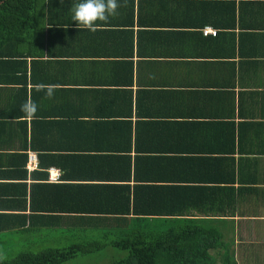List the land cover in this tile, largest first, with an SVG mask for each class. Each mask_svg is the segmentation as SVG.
<instances>
[{
    "label": "crops",
    "instance_id": "obj_1",
    "mask_svg": "<svg viewBox=\"0 0 264 264\" xmlns=\"http://www.w3.org/2000/svg\"><path fill=\"white\" fill-rule=\"evenodd\" d=\"M73 2L38 0L36 32L22 43L23 90L13 66L0 67V172L26 154L28 191L55 170L51 183H71L54 165L46 180L30 173L99 145L129 157L136 182L162 175L168 186L196 187L182 192L197 193L188 216L224 234L236 264H264V0H127L96 32L72 21ZM48 86L52 99L37 91ZM29 99L34 117L20 114ZM100 123L107 135L88 132Z\"/></svg>",
    "mask_w": 264,
    "mask_h": 264
},
{
    "label": "trees",
    "instance_id": "obj_2",
    "mask_svg": "<svg viewBox=\"0 0 264 264\" xmlns=\"http://www.w3.org/2000/svg\"><path fill=\"white\" fill-rule=\"evenodd\" d=\"M37 3L0 0V67L10 64L13 73L20 74L15 77L20 90L26 77L22 43L27 34L36 32ZM88 130L107 135L101 123ZM95 139L91 142L98 144L100 137ZM94 148L98 149H80L41 162V169L30 177L40 174L46 180L45 168L54 165L62 172L61 181L71 183L31 184L29 191L24 182L27 155H18L13 162L17 169L10 173H22L23 178L16 184L0 182V195L19 197L0 200V207L14 211L0 212V264H65L78 257L99 264L105 250L106 264H236L224 234L210 221L188 216L197 193L181 199L182 192L191 188L195 192L196 187L168 186L162 175H145L141 179L147 180L136 182L140 177L135 170L130 172L129 157H113L100 151L99 145ZM86 163L97 167L91 169ZM10 173L0 172V176ZM17 242L32 250L11 256ZM108 248L112 253H107Z\"/></svg>",
    "mask_w": 264,
    "mask_h": 264
},
{
    "label": "clouds",
    "instance_id": "obj_3",
    "mask_svg": "<svg viewBox=\"0 0 264 264\" xmlns=\"http://www.w3.org/2000/svg\"><path fill=\"white\" fill-rule=\"evenodd\" d=\"M126 2L127 0H123V3L121 0H75L71 7L72 21L76 22L79 29L96 32L102 23L109 22L110 18H116L119 9L126 6ZM37 91L45 92L46 97L52 99L55 89L52 86L38 87ZM37 110V104L31 99L20 106V111L27 117H34Z\"/></svg>",
    "mask_w": 264,
    "mask_h": 264
},
{
    "label": "rangeland",
    "instance_id": "obj_4",
    "mask_svg": "<svg viewBox=\"0 0 264 264\" xmlns=\"http://www.w3.org/2000/svg\"><path fill=\"white\" fill-rule=\"evenodd\" d=\"M38 23H39V19H38ZM50 243H54V240L53 239H50ZM18 246H16L12 251H11V256H15L17 253H19L20 251H29L28 249L30 248L29 246H24V248L22 247V244H19V242H17ZM32 250V247L30 248ZM34 251H36V249H34ZM112 251L110 250V248L107 249V253H109ZM104 255V256H102ZM100 255V257H104L103 259L105 260H100V263L99 264H106L107 260H106V250L105 252ZM10 257V256H9ZM91 261H89L87 258H83V257H78V258H75L73 261L71 262H68V263H65V264H85V263H88L90 264Z\"/></svg>",
    "mask_w": 264,
    "mask_h": 264
},
{
    "label": "built area",
    "instance_id": "obj_5",
    "mask_svg": "<svg viewBox=\"0 0 264 264\" xmlns=\"http://www.w3.org/2000/svg\"><path fill=\"white\" fill-rule=\"evenodd\" d=\"M208 32V30H207ZM28 167L31 169L33 167H36V162H35V155L30 154L29 155V164ZM59 179V172L57 170L55 171H50L48 175V180L51 182H55Z\"/></svg>",
    "mask_w": 264,
    "mask_h": 264
}]
</instances>
